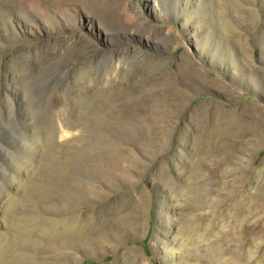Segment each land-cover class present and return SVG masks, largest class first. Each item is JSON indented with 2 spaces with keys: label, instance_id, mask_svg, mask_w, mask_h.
Returning a JSON list of instances; mask_svg holds the SVG:
<instances>
[{
  "label": "rangeland",
  "instance_id": "obj_1",
  "mask_svg": "<svg viewBox=\"0 0 264 264\" xmlns=\"http://www.w3.org/2000/svg\"><path fill=\"white\" fill-rule=\"evenodd\" d=\"M0 264H264V0H0Z\"/></svg>",
  "mask_w": 264,
  "mask_h": 264
},
{
  "label": "bare ground",
  "instance_id": "obj_2",
  "mask_svg": "<svg viewBox=\"0 0 264 264\" xmlns=\"http://www.w3.org/2000/svg\"><path fill=\"white\" fill-rule=\"evenodd\" d=\"M118 56H119V55H118ZM118 62H119V61H118ZM20 199H21V200H20L21 202H23V203L25 202V198L22 197V198H20Z\"/></svg>",
  "mask_w": 264,
  "mask_h": 264
}]
</instances>
